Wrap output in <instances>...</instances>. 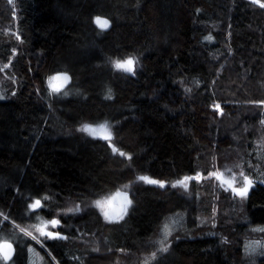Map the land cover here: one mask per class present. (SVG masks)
Instances as JSON below:
<instances>
[{"label":"trees","instance_id":"trees-1","mask_svg":"<svg viewBox=\"0 0 264 264\" xmlns=\"http://www.w3.org/2000/svg\"><path fill=\"white\" fill-rule=\"evenodd\" d=\"M127 58L134 74L114 66ZM64 74L72 82L54 92L50 78ZM100 124L111 139L81 130ZM0 172V240L19 264L31 249L41 264H250L242 242L264 236V187L233 196L213 173L264 179V8L0 0ZM198 173L191 190L172 186ZM117 191L133 205L111 221L96 201ZM177 212L194 235L162 251L160 226ZM52 220L59 237L48 239L36 229Z\"/></svg>","mask_w":264,"mask_h":264},{"label":"rangeland","instance_id":"rangeland-1","mask_svg":"<svg viewBox=\"0 0 264 264\" xmlns=\"http://www.w3.org/2000/svg\"><path fill=\"white\" fill-rule=\"evenodd\" d=\"M128 73H130V72H128ZM61 76H63V75H61ZM71 82H72V79H71ZM53 83L56 86L60 87V91L67 90L68 86H69V84L63 80L54 81ZM51 89H52V87H51ZM100 125H103V124H100ZM100 125H96V126L90 125L92 128H95L97 130L95 133H90V134L103 138V136L107 133L100 131ZM107 132H110L111 138H112V131H111V128L109 125H107ZM0 175H1V172H0ZM245 176H246V174L243 172L235 174L236 180L242 186H243V180H244ZM189 178H191V179H189L187 181V188H186V190H188V191L192 189V186L194 183H197L199 181L201 182L204 180V179H200L199 173L195 174L193 176H190ZM263 181H264V179H263ZM0 182H1V180H0ZM0 185H1V183H0ZM118 193L120 195H117ZM125 196H126V199H125ZM241 198H246V197H241ZM99 201H108L109 202L105 205V207L103 209H101L100 207H99V209L101 210L104 217H105L104 213L108 212L109 217H111V219L106 218V217L105 218L108 220H111V221H116V220L118 221V220L124 219L125 216L127 215V213H129V211L133 205V202L131 200L130 195L128 193H124L123 191H117V192H115V193H113L107 197L100 199ZM129 201H130V203H128ZM120 206H125V211L122 215H116L115 209L117 207H120ZM216 209L218 210V208H216ZM236 211H238V210H236ZM191 222H192V220H191L190 214L188 212H177V213L173 214L172 216H170L169 218H167V220L164 221L160 226V229L158 232V240L156 241L157 245L162 249L166 247L167 251H165V252H168V248H169L168 245L170 244V246H171V244H172L171 240H172L173 236H175V235L176 236L179 235L178 237H181L180 235L186 236L187 233H191V231H193V225L191 224ZM196 222H197V224L200 223L199 226H201L202 224L203 225L209 224L207 217L206 216L204 217V213H202V212L200 213V221H196ZM213 223L216 225L217 220H213ZM57 225H59V222ZM165 225H167V227L169 229V233H170L167 236H165V232H164V226ZM18 227L20 229H23L24 230L23 232H25L26 234L28 232H30L21 226H18ZM39 227H42L45 232H50V233L54 234L51 237L42 235L43 237L48 238V239H55V238L59 237V234L56 231H53L54 226L52 224L46 223L45 225H40ZM259 229H264V228L259 227ZM259 229H257V230H259ZM194 233H195V230H194ZM55 234H58V236ZM192 235H194V234H192ZM30 237L31 238L35 237L36 240L33 238L35 241H37L38 243L40 242L43 245L45 244L38 237H36L33 233H32V236H30ZM243 240H244V243L242 242V244H243V246H242V260L243 261H246L250 264H259L260 263L259 261L264 260V236L260 237V238H255V239L244 238ZM4 241H10V240L1 239L0 244H2ZM161 241H163V243H161ZM27 259H28V264H41V260H40L39 255H38V251L36 249L29 250L28 255H27ZM0 264H19V263L16 259H14L10 262H6L2 258H0Z\"/></svg>","mask_w":264,"mask_h":264},{"label":"snow or ice","instance_id":"snow-or-ice-1","mask_svg":"<svg viewBox=\"0 0 264 264\" xmlns=\"http://www.w3.org/2000/svg\"><path fill=\"white\" fill-rule=\"evenodd\" d=\"M252 3L254 4H259V6L261 8H264V3H261L260 0H252ZM96 23L101 27V28H106L108 27V21L107 20H101L100 18L96 19ZM134 64H135V60L134 58H127L123 61H116L114 66L116 69L118 70H123L126 72H130L134 74ZM69 79V77L65 74L63 76L61 75H55L53 77L50 78L49 80V85L52 87V90L54 92H59L60 91V87L56 86L53 82L54 81H59V80H63L65 82H67V80ZM219 107V106H217ZM82 131H87L89 133H95L97 130L95 128H92L90 125H85L82 129ZM100 131L102 132H106L107 134H105L103 136L104 139L108 140L111 139V134L110 132H107V124H103L100 125ZM120 155H124L123 152L120 153ZM131 157H129L130 159ZM222 175V174H221ZM140 180H144L147 181L150 184H159V186L163 187L164 184L161 181L158 180H153V179H149L146 176H140L139 177ZM191 179L189 177H185L183 180H178L175 184H173V187L176 186H181L184 187L185 189L187 188V181ZM225 183L228 184L229 187L232 188V191L235 192L237 195L244 197L247 195L248 192V188L249 186H251L252 181L248 178V177H244L243 180V186L240 188H235L232 186V182L231 181H225ZM117 195H120L119 193ZM126 199V196H125ZM109 203L108 201H96V206L100 207L101 209H103L105 207V205ZM130 203V201L128 202ZM41 201L39 199H37L35 201V204L30 205L33 209H35L36 207L40 206ZM105 217L111 219V217H109L108 212H105ZM122 218V217H121ZM51 224L53 226H56L58 224L57 220H52ZM38 232H40L41 235H45V236H53V233L50 232H45L44 229L42 227H37L36 229ZM260 231H264V229H259ZM21 231H24L23 229H21ZM164 232H165V236H167L169 233V229L167 227V225L164 226ZM27 235L32 236L31 232H28ZM58 236V234H55ZM35 239V237H33ZM63 238V237H61ZM161 243H163V241H161ZM12 249V245L10 243L4 242L2 244H0V258L4 259L5 261L10 260L11 259V255H10V251H6V250H11ZM162 251H167V248H163ZM155 255V254H153Z\"/></svg>","mask_w":264,"mask_h":264},{"label":"water","instance_id":"water-1","mask_svg":"<svg viewBox=\"0 0 264 264\" xmlns=\"http://www.w3.org/2000/svg\"><path fill=\"white\" fill-rule=\"evenodd\" d=\"M99 18L101 20H107L108 21V27L102 28V29H110L111 28L112 22H111V20L109 18L103 17V16H100ZM66 75L69 77V79L67 80V83L70 84L71 83V76L69 74H66ZM213 176L220 182V185L222 186V188L224 190H226L228 192H231L233 196L241 197V196L237 195L235 192H233L232 188L229 187L227 183H225V181H231L233 187L240 188L241 186H237V181H236L235 174L226 173V172H215V173H213ZM245 177H248L252 181V184H251V186H249L247 195L244 196V197H248L250 195V192L252 191V188H256L257 186L264 187V181L263 180L253 179L251 176H248V175L245 176ZM200 179H202V176L200 177ZM124 211H125V206H120V207H117L115 209L116 215H122L124 213ZM5 242L10 243L12 245V249L11 250H6V251H10V255H11V259L7 260L6 262H10V261L14 260V258L17 255V247L12 241H5ZM39 244L41 246H43L45 248V250H47L46 247L43 244H41L40 242H39Z\"/></svg>","mask_w":264,"mask_h":264},{"label":"flooded vegetation","instance_id":"flooded-vegetation-1","mask_svg":"<svg viewBox=\"0 0 264 264\" xmlns=\"http://www.w3.org/2000/svg\"><path fill=\"white\" fill-rule=\"evenodd\" d=\"M237 181V180H236ZM237 186H241L242 187V185L241 184H239V182L237 181ZM253 190H255V188H252V191ZM252 191L250 192V194L252 193Z\"/></svg>","mask_w":264,"mask_h":264}]
</instances>
